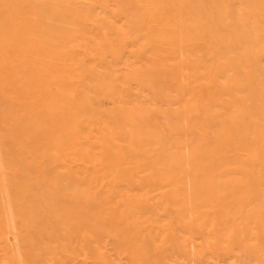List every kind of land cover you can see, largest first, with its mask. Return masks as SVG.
Returning a JSON list of instances; mask_svg holds the SVG:
<instances>
[{"label": "bare ground", "instance_id": "bare-ground-1", "mask_svg": "<svg viewBox=\"0 0 264 264\" xmlns=\"http://www.w3.org/2000/svg\"><path fill=\"white\" fill-rule=\"evenodd\" d=\"M21 2L0 0L1 263L57 226L69 264H264V0Z\"/></svg>", "mask_w": 264, "mask_h": 264}, {"label": "rangeland", "instance_id": "rangeland-1", "mask_svg": "<svg viewBox=\"0 0 264 264\" xmlns=\"http://www.w3.org/2000/svg\"><path fill=\"white\" fill-rule=\"evenodd\" d=\"M22 1H25V0H22ZM19 5L21 6V8H22V2H21V0H19ZM23 9V8H22ZM23 13H31V11L30 10H27V11H24L23 10ZM31 38H32V35H28L27 37H26V39H27V41H29V40H31ZM34 47V45H31V48H33ZM33 50V49H32ZM42 61V59L41 58H39V62H41ZM38 112V114H45L46 112H47V109H44V111L42 110V109H40V111H37ZM36 112V113H37ZM11 149H13V148H10V147H7V152H9ZM50 157L49 158H45L44 159V161L45 162H50V166H51V171H52V169L53 170H55L56 171V173L57 172H59V173H61V174H63V171L65 170V169H69V157H68V160L66 161V163H63L61 160H56V161H53V162H51L52 161V159H53V156H52V153H50V155H49ZM66 201V200H65ZM67 201H68V199H67ZM66 203H68V204H66ZM64 204L65 205H63V203L62 204H59L60 206H62L61 208H59L60 209V211L61 212H59V213H57L56 214V212H58V209L56 210V204H55V207H54V209L52 208V205H54V204H50L51 206H45V207H48V209H49V211H48V209H46V211H48L47 212V214H46V218H47V225H48V223H49V225L48 226H50V223H54L55 221L54 220H52V219H50L49 220V218L48 217H50V216H52L51 218H53V217H55L54 215L56 214V219H57V217H58V219H59V221L61 222V221H63V222H65L64 224H63V222L60 224V223H58V227L60 228V226H61V230H62V227L64 226V228L65 229H67L68 227H69V225L66 223V221H68V220H66L65 218H69V201L68 202H64ZM50 207V208H49ZM59 206H58V204H57V208H58ZM67 208V209H66ZM52 209V210H51ZM62 209V210H61ZM55 212H54V211ZM50 211H51V213H50ZM64 213V214H63ZM58 214H59V216H58ZM49 215V216H48ZM45 216V215H44ZM62 216V217H61ZM60 217L62 218V220H60ZM45 218V217H44ZM54 219V218H53ZM64 219H65V221H64ZM50 221V222H49ZM59 221H57L56 220V223L57 222H59ZM65 224H67V225H65ZM45 225H46V223H45ZM56 225V224H55ZM54 226V224H52V227ZM66 226H68V227H66ZM57 227V226H56ZM56 227L54 228L55 229V232L54 233H52V230L50 231V229H52V228H49V229H47V232H46V229H45V232H46V234L47 233H49V234H45V236H44V234H43V236L45 237V242L43 241V239H41L40 241L43 243V246L41 245V242L40 241H38L37 239V241L35 240V242H33V243H36L37 244V246L36 245H34V247L36 248V247H38V244H39V247H40V245H41V247L39 248V251L41 250L42 252H40V254H38L39 253V251H37V249H36V251L34 250V252H35V254H33L32 256H33V258H31V259H34L35 257H36V255H40L41 256V258H43L42 259V261H40L41 263L40 264H47V263H53V262H56V263H53V264H69V235H68V233H69V228L67 229V235H65L64 236V234H63V236H64V238H63V241H61V238L60 239H57V237H59V235H57L58 233H61V231L59 232L58 231V233H56ZM59 228H57V230L59 229ZM44 228H42V231H41V234L42 233H44L43 230ZM63 231V230H62ZM52 233V234H51ZM53 235V236H52ZM54 235H56V237H54ZM60 235H62V234H60ZM41 237V236H40ZM43 237V238H44ZM39 238V237H38ZM65 238H67V239H65ZM40 242V243H39ZM62 242H65V243H67L68 245L66 246V244H65V246L64 245H62V244H64V243H62ZM1 243V242H0ZM62 243V244H61ZM46 244V245H45ZM3 245V244H2ZM46 246V247H45ZM63 246L65 247V249L63 250ZM1 247H3V246H1ZM0 247V248H1ZM30 247V246H29ZM29 247H27L28 249H29ZM31 247H33V246H31ZM30 247V248H31ZM34 247H33V249H34ZM42 248V249H41ZM28 249H26V250H28ZM44 249V250H43ZM67 249V250H66ZM2 250V249H1ZM30 250V249H29ZM28 250V251H29ZM45 250H46V253H45ZM31 251V250H30ZM31 252H33V250L31 251ZM37 252V253H36ZM49 252V253H48ZM5 253V252H4ZM26 253V251H24V254ZM41 253H42V255H41ZM30 254H32V253H30ZM27 255V254H26ZM26 255H24V256H26ZM0 256H1V259H2V257H3V251H2V253L0 252ZM35 256V257H34ZM39 256V257H40ZM43 256V257H42ZM28 257V259H29V256H27ZM41 258H38V257H36V259H41ZM49 258H51V260H49ZM53 258H55V259H53ZM24 259H26V261L28 260L26 257L25 258H23V260ZM31 259L30 260H28V261H30V262H33V260L31 261ZM6 261H7V263H8V260L6 259ZM6 261H4V262H6ZM28 261L27 262H25V260H24V262H25V264H28ZM36 261H38V262H36V263H39V260H36ZM34 263V262H33ZM0 264H2L1 263V260H0Z\"/></svg>", "mask_w": 264, "mask_h": 264}]
</instances>
